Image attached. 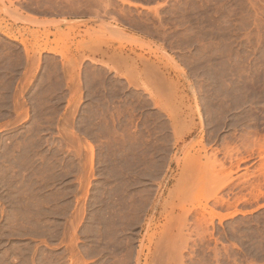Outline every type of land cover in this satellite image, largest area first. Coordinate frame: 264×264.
<instances>
[{
    "label": "rangeland",
    "instance_id": "374dc122",
    "mask_svg": "<svg viewBox=\"0 0 264 264\" xmlns=\"http://www.w3.org/2000/svg\"><path fill=\"white\" fill-rule=\"evenodd\" d=\"M0 264H264V0H0Z\"/></svg>",
    "mask_w": 264,
    "mask_h": 264
},
{
    "label": "bare ground",
    "instance_id": "6f19581e",
    "mask_svg": "<svg viewBox=\"0 0 264 264\" xmlns=\"http://www.w3.org/2000/svg\"><path fill=\"white\" fill-rule=\"evenodd\" d=\"M216 157V156H215ZM223 165V164H222ZM223 183V182H222ZM225 185V184H224ZM219 187V186H218Z\"/></svg>",
    "mask_w": 264,
    "mask_h": 264
}]
</instances>
